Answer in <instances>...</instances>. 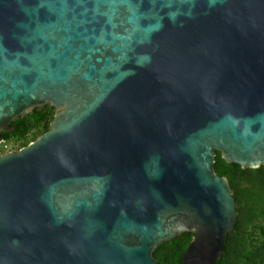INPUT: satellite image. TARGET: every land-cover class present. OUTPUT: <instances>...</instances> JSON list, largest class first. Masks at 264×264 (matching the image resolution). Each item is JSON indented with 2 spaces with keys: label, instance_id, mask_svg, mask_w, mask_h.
Wrapping results in <instances>:
<instances>
[{
  "label": "water",
  "instance_id": "water-1",
  "mask_svg": "<svg viewBox=\"0 0 264 264\" xmlns=\"http://www.w3.org/2000/svg\"><path fill=\"white\" fill-rule=\"evenodd\" d=\"M0 264H219L251 167V0H0Z\"/></svg>",
  "mask_w": 264,
  "mask_h": 264
},
{
  "label": "trees",
  "instance_id": "trees-1",
  "mask_svg": "<svg viewBox=\"0 0 264 264\" xmlns=\"http://www.w3.org/2000/svg\"><path fill=\"white\" fill-rule=\"evenodd\" d=\"M55 113V108L50 104L41 109L34 108L13 121L11 128L2 131L1 140L17 144L20 149L49 130ZM215 168L219 175L228 178L238 208L237 225L228 234L227 249L218 263L251 264V167L228 162L221 151H217ZM193 235V232H185L181 237L160 245L155 253L159 264H182V255Z\"/></svg>",
  "mask_w": 264,
  "mask_h": 264
},
{
  "label": "rangeland",
  "instance_id": "rangeland-1",
  "mask_svg": "<svg viewBox=\"0 0 264 264\" xmlns=\"http://www.w3.org/2000/svg\"><path fill=\"white\" fill-rule=\"evenodd\" d=\"M4 149V151H3ZM19 145L13 144L12 142H0V151L8 152L10 150L18 151Z\"/></svg>",
  "mask_w": 264,
  "mask_h": 264
},
{
  "label": "built area",
  "instance_id": "built-area-1",
  "mask_svg": "<svg viewBox=\"0 0 264 264\" xmlns=\"http://www.w3.org/2000/svg\"><path fill=\"white\" fill-rule=\"evenodd\" d=\"M1 142H3V141H1Z\"/></svg>",
  "mask_w": 264,
  "mask_h": 264
},
{
  "label": "clouds",
  "instance_id": "clouds-1",
  "mask_svg": "<svg viewBox=\"0 0 264 264\" xmlns=\"http://www.w3.org/2000/svg\"><path fill=\"white\" fill-rule=\"evenodd\" d=\"M1 141H3V140H1Z\"/></svg>",
  "mask_w": 264,
  "mask_h": 264
}]
</instances>
